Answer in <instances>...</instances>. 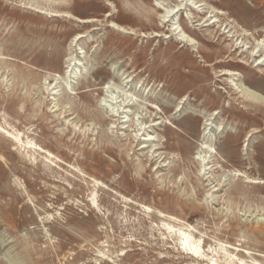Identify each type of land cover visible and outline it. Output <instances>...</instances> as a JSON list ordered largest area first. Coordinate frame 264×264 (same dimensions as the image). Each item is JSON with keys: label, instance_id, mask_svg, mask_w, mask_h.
I'll return each instance as SVG.
<instances>
[{"label": "rangeland", "instance_id": "obj_1", "mask_svg": "<svg viewBox=\"0 0 264 264\" xmlns=\"http://www.w3.org/2000/svg\"><path fill=\"white\" fill-rule=\"evenodd\" d=\"M192 2L0 0V264H264V0Z\"/></svg>", "mask_w": 264, "mask_h": 264}, {"label": "bare ground", "instance_id": "obj_2", "mask_svg": "<svg viewBox=\"0 0 264 264\" xmlns=\"http://www.w3.org/2000/svg\"><path fill=\"white\" fill-rule=\"evenodd\" d=\"M55 1H63V0H55ZM185 1H187V3H185ZM184 6L185 7H191V10L190 11H191L192 15H194V13L192 12V9L193 10H198V8L201 7L202 5L198 6V3H195V2H192L191 3V0H178V7L177 8H174V9H172V10H170V11L167 12L168 18L169 17L172 18L174 16L175 12H177V10L178 11H181ZM44 11H45L44 12L45 14L46 13H48L50 15L52 14L54 17L55 16H59V17H63V18L74 17L70 12L61 11V10H58V11L57 10H54V11L44 10ZM171 21H172V19H170L169 21L167 20L165 22H171ZM208 22L209 21H207V23ZM210 22H212V21H210ZM215 23H216V21H214L212 23H209L207 26H211V25H213ZM176 25H178V24H174L173 27H172V31L174 33H177L178 32V29H179V27L177 28ZM230 32H231V30L228 33H230ZM83 37H84L83 35H78L77 36V39H81ZM263 44H264L263 42L262 43L259 42L255 46V48L253 49V52L251 54V57L256 58L258 56V54L261 53ZM235 46L238 47L237 44ZM240 48H243L242 49V55L244 53H246L247 50H248V49L246 50V48L244 50V47H242V46L238 47V49H240ZM258 58L259 59H257V58L255 59V62H256L257 67H261V66H263L261 64L263 62L264 56L261 55ZM85 64H82V65H85ZM80 65H81V63L80 64L74 63V65H73L72 64V61H70V63L68 64V69L71 68V75L68 76L70 80L71 79H75L74 76H75L76 72L74 70V67H76V66L78 67ZM222 76H227V77L229 76L230 84L232 85V87L234 88V90L237 91L238 94L241 95L242 98L247 99V100H250V101H252L254 103H257V104H260V105H263L264 106V94H261L260 92H258L256 90H254V89L246 86L243 82L239 81V79H238L239 73L238 72H235L233 70H225V71H222ZM55 89H56V87H54L52 90H55ZM56 93L57 92H54V93H52V95H55ZM132 101H130L129 103H127V100L124 101L123 104H121L119 106V109L118 110L116 109L117 110L116 113L114 115H112V116L114 118L117 117L118 118V121H120V119L122 120L124 118L125 119L128 118L130 116V113L132 112L131 107L134 105V103L133 104H130ZM107 102H109V101H107ZM122 115H126V116L121 117ZM214 115L215 114L210 115L209 118H207L205 120V123H204L205 129H204V131H206L209 128V126L212 125V123H210V122H212V120H214L213 119ZM125 119H124V121H122L123 124H126L129 121V119H127V120H125ZM158 125H159V123H156V124H154V125H152L150 127H155V126H158ZM123 127H125V126H123ZM217 130H220V128H217ZM204 134H207V133H204ZM16 140H18V137H16ZM143 140H144V142L141 143L142 150L143 149H146V148H150L148 146H150V144L154 143V138L151 135H147V137L144 138ZM203 140H204V142H203L202 149L200 151L201 152L200 153V157H201V159H203L202 166L204 167V170H207V167L210 166L211 164L213 165V162H214V161L211 162V160L214 158L213 157V153H214L213 146H214V143H215L214 142L215 139L213 140L212 136H209L208 137V135H204ZM152 146H154V145H152ZM156 150H158V149H156ZM155 153H156V151H155ZM212 168H213V166L211 167V169ZM261 221L264 222V218H262ZM172 228L173 227L168 228V230L170 231L169 233L174 232V231H172L173 230ZM179 236L181 237L180 240H181V243H182L185 251H187L186 254L188 256H190L191 258H193V259H197V260L200 259V257H201L200 256V249H201L200 248V245L196 241H192L191 235L189 233H184L183 231L182 232L180 231ZM192 238H194V237H192ZM199 241H201V240H199ZM187 248H189V249H187ZM202 257H203V255H202ZM214 262L216 263V261H214ZM256 264H260V263H257L256 262Z\"/></svg>", "mask_w": 264, "mask_h": 264}]
</instances>
